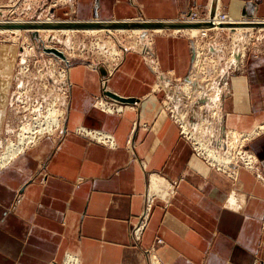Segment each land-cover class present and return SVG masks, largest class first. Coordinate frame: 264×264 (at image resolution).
I'll list each match as a JSON object with an SVG mask.
<instances>
[{
    "label": "crops",
    "instance_id": "obj_1",
    "mask_svg": "<svg viewBox=\"0 0 264 264\" xmlns=\"http://www.w3.org/2000/svg\"><path fill=\"white\" fill-rule=\"evenodd\" d=\"M71 1L78 21H178L193 10L264 20V0ZM148 48L129 50L107 77L108 91L134 104L123 112L96 105L103 78L87 71L67 81L60 137L0 168V264H151L152 256L157 264H256L264 256V36L217 77L222 89L203 94L211 103L221 93L206 135L215 147L227 131L256 136L248 145L258 173L239 168L235 181L197 157L169 117L166 102L183 95L192 74L191 38L160 33ZM78 127L108 133L116 145L76 135ZM146 205L137 243L131 229Z\"/></svg>",
    "mask_w": 264,
    "mask_h": 264
},
{
    "label": "rangeland",
    "instance_id": "obj_2",
    "mask_svg": "<svg viewBox=\"0 0 264 264\" xmlns=\"http://www.w3.org/2000/svg\"><path fill=\"white\" fill-rule=\"evenodd\" d=\"M64 1L0 0V19L36 21L39 18L44 19L53 10V19L65 21L77 20L70 17L71 11L68 9L70 5L69 3H64ZM191 14H195L199 20H207L211 13L207 18L201 17L196 10H193ZM188 16L186 15L183 18ZM244 18L253 20L246 16ZM235 33L236 31L224 29L222 31H210L204 37H200L199 34L196 38L186 35L191 38L195 53L192 74L188 79L190 81L187 83L182 82V96L174 94L166 102L167 106H169L167 107L169 117L179 127L180 138L193 145L195 148L193 151L197 157H200L205 163L210 165L212 170L222 172L218 168L222 169L228 172L230 176L227 175V177L234 181L236 178L232 172L237 171L236 165L246 160L244 154L249 153L255 158L256 165L254 164V170L256 174L258 173V161L248 145L256 136L251 135L249 138L245 134L248 132H233L237 134H227V136L225 133L224 149L222 147L221 149L215 147L211 139L213 132L209 136H206L208 135V131H210L209 127H211L210 121H212L211 117L213 116L212 110L214 109V105L212 106L203 94L209 90L212 92L217 83L222 89L220 83L217 82V77L227 74L229 70L230 72L232 71L233 61L230 62L232 52L235 49L237 52L243 49L245 54V50L255 44L258 37L264 36V28H245L239 30L237 34ZM156 34L153 31H145L141 35L135 34L132 31H102L96 33L79 31L67 34L52 31L39 32L36 36H34V33L28 32L0 33V154L10 145H17L21 137L32 136L30 134L33 132L34 143L28 144V147L26 146L21 153H26L34 144L44 141V139L46 140L50 135L45 132L42 135L39 131L49 113L53 114L51 116L52 119L56 118L60 120V130H63L68 110L67 81L74 82L75 80H79V78H82V74L84 75L87 71L90 73L96 71L100 77H102V72H105V76L102 78L108 77L114 72L129 50L135 51L140 49L143 53L149 54L147 50L149 49L150 40ZM142 35L144 36L141 37ZM143 40L144 42H142ZM53 49L61 53L65 57V60H61L48 52V50ZM151 60L149 59V61ZM77 65H83L84 68L71 69ZM222 69H225L223 73H221ZM70 73L71 75H69ZM193 84H195L196 88L197 84H199L201 88L196 89ZM196 95L199 96L197 97ZM213 95L214 93L211 96L209 95L210 99ZM100 97V100L96 97V105H98L99 101L102 102L103 100L105 103V99H108V97H102L101 93ZM123 106L124 109L121 112L129 107ZM178 111H187L188 125L191 130L192 128L196 130L200 124L204 123L201 126L204 134L202 136L203 139L207 140V138H210V141H212L210 145L213 148H218L216 154L221 155L224 159H228L227 163H210L204 156H201L202 152L196 149L195 141L182 131L181 124L175 119L174 113ZM215 117L213 116V118ZM47 122L52 124V121L49 119ZM215 125L216 123H213V130L214 134L217 135L219 129H215ZM23 127L27 128L23 130ZM50 127L54 130L50 136L51 139H58L60 137L59 126ZM29 128L34 130L28 132ZM142 128L148 131L150 126L143 125ZM75 134L77 135V133ZM89 140L97 143L92 139ZM227 145L231 146L228 148ZM241 169L244 168L241 167ZM259 177L262 178L261 175ZM262 262L264 263V256L257 264Z\"/></svg>",
    "mask_w": 264,
    "mask_h": 264
},
{
    "label": "bare ground",
    "instance_id": "obj_3",
    "mask_svg": "<svg viewBox=\"0 0 264 264\" xmlns=\"http://www.w3.org/2000/svg\"><path fill=\"white\" fill-rule=\"evenodd\" d=\"M71 2H72L71 0H65L64 1V3H66V4L69 3V5H71ZM215 12H214L213 17L212 18L209 17L207 20H199L198 18L197 19H195V18H192V19L182 18L181 20H178V22L181 21V22H188V23H200V22L212 23L213 27H211V28H208V29H200V30H195V29L194 30H171V31L154 30L153 33H157L158 34V33H163V32H166V33L169 32V33H171L173 35L184 34V35H189L190 37H195L196 38V36L198 34H199L200 37H204L205 34H207L210 31H213V30L222 31L224 29H227V30H230V31H236L235 34H237V32L239 30H242V29H245V28L256 29L254 27H241V26H239V25H242L243 23H253V24L261 23V24H264V20H262V19L261 20H259V19L247 20V19H243L242 18V20L236 21V20L230 19L226 14H224V15L223 14H218V13L215 14ZM142 21H146V20L121 21V22H142ZM60 22H83V21H78V20H74V21H71V20H69V21L56 20V19H53V17L50 14L47 15V16H45L44 19L39 18L36 21L35 20H25V19H22V20H17V19H9V20L0 19V23H60ZM110 22H118V21H110ZM147 22H151V21H147ZM226 24L229 25V26H232L233 28L232 27H225V28L224 27H221V26H224ZM258 28H261L262 29L264 27H258ZM52 31L55 32V33H63V34L79 32L78 30H0V33H4V32H9V33L28 32V33H32V34L35 33L34 36H36V34L39 33V32H52ZM102 31H120V32H122V31H128V30H85V31H82V32H86V33H96V32H102ZM129 31H132L135 34H140V35L143 32H145V30H129ZM143 36L144 35H142L141 37H143ZM140 40H141V38H140ZM142 42H144V40ZM234 49H235V47H234ZM48 52L51 53L53 56L60 58L61 60H65V57L61 53H60V55L57 54L59 52L54 53L51 50H48ZM147 52H148V50H147ZM243 56H244L243 49H241L239 52H237L236 49H235L232 52V54H231L232 59L230 60V62L233 61V64L235 62L236 66L238 67L240 58L242 59ZM224 70L225 69H222L221 70V73H223ZM109 73H110V71H109ZM69 75H71V73ZM103 76H105V72H102V77ZM107 80H108L107 77H105V78H103L101 80V86L103 88L102 93H101V96L102 97H107L106 93L109 92L108 91V86H107L108 85L107 84L108 83ZM217 93L215 92V94L211 98V104H212V106L214 105L213 106L214 109L212 108L213 109L212 110V115L213 116H216L217 113L219 112V109H220V102L221 101L219 102V98H221V97H219V96H220L221 93L219 92L220 93L219 95ZM111 101L112 102H110V103L108 101L105 102V103L104 102H100L98 106H100L101 108H106L108 110L109 109L112 110L113 108L111 106H114V107H117V109H118L117 111L120 112L124 108L123 105L132 104V103H120V102H118L116 100H112V99H111ZM133 104H134V102H133ZM52 115H53L52 113H49V115H47V117H46V121L41 125L39 132L42 133V135H43V132H45V133H47L48 135L51 136L52 131L54 132V130H52L51 129L52 127H50V126H54V127H58L59 126V130H60V120L59 119H56V118L55 119L54 118L52 119V117H51ZM174 115H175V119L181 124L182 131L185 134H187L192 140L195 141L196 149L202 152V155L201 156H204V158H206L210 163L211 162H216L218 164H221V163H227L228 162V159H224L221 155L216 154V150H218V148H213V146L210 145V144H212L211 143L212 141H210L211 140L210 138H207V140H204L203 139L202 136H204V134H203V130L201 129V126L204 125V123L203 124H200L197 127L196 130H194L193 128L191 130L190 127H189V125H188V120H187L188 113H187V111L186 112H180V111H178V112H175ZM48 119L52 121V124H50L49 122H47ZM26 128L27 127H23V130H25ZM33 130L34 129L29 128L28 129V132L29 131L32 132ZM62 131L63 130H60L59 133L61 134ZM76 133L78 135H81V136L87 137L89 139H92V140H94L95 142H97V143H99L101 145H111L112 146L111 148H114L113 145H116V142H115L114 138L111 135H109L108 133H105V132H101V131H97V130H90V129H86V128H82V127L79 128L78 127L76 129ZM33 134H34V132L30 134V135H32L30 137H23V138L21 137L22 139L20 138V140H19V142H18L17 145H15V146L10 145L9 147H7L4 150V152H2V154H0V168L3 167V166H5L15 156H17L18 154H20L23 151V149L28 144L34 143L33 140H35V138L33 137ZM227 134L228 135H231V134H235L236 135L237 133H233V131H227L226 136H227ZM50 136H48L46 139L51 140V137ZM248 137L250 138L249 135H248ZM41 142H43V141H41ZM41 142H39V143H41ZM39 143L34 144V145H38ZM129 145H131V142L129 143ZM224 146H225V142L223 140L222 143L220 144V147L219 148L221 149V147H222L224 149ZM230 146L231 145H227L228 148ZM244 155H245L246 160H244L243 162H241L239 165H236V169L238 170V168H241L242 167V168L246 169L247 171H252L253 172L254 171V164L256 163L255 158L251 154H249V153L244 154ZM218 170L219 171H222L226 175H229L228 172H226V171H224L222 169H219L218 168ZM237 172L238 171L232 172L233 175H234V177L236 178V180H238L237 179V177H238L237 176ZM152 189H154V187H152L151 190ZM65 264H79V262L73 258V259H68ZM151 264H157L156 263V260H155V258L153 256L151 257ZM258 264H264V263L262 262V263H258Z\"/></svg>",
    "mask_w": 264,
    "mask_h": 264
},
{
    "label": "water",
    "instance_id": "obj_4",
    "mask_svg": "<svg viewBox=\"0 0 264 264\" xmlns=\"http://www.w3.org/2000/svg\"><path fill=\"white\" fill-rule=\"evenodd\" d=\"M213 11L210 14L212 18ZM241 27H264L261 23H243ZM213 27L212 23H188L181 21H142V22H110V21H83L60 23H0V30H145V31H171V30H200ZM221 27H232L224 25ZM233 28V27H232ZM35 34V33H34ZM57 53L56 50H51ZM60 55V53H57ZM107 97L120 103H133L134 99H124L113 93H106Z\"/></svg>",
    "mask_w": 264,
    "mask_h": 264
},
{
    "label": "built area",
    "instance_id": "obj_5",
    "mask_svg": "<svg viewBox=\"0 0 264 264\" xmlns=\"http://www.w3.org/2000/svg\"><path fill=\"white\" fill-rule=\"evenodd\" d=\"M188 19H192L195 18L197 19L195 14H189L188 17H186ZM149 218V208L148 205L145 206L144 212L142 213V215L137 219V221L135 222V224L133 225L132 229H131V235L133 240H135L137 243L140 241L141 235L145 229V226L147 224Z\"/></svg>",
    "mask_w": 264,
    "mask_h": 264
}]
</instances>
